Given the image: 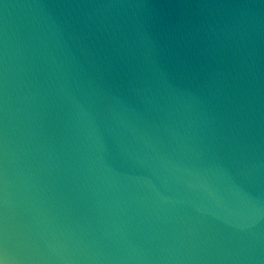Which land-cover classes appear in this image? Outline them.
Returning <instances> with one entry per match:
<instances>
[{
  "label": "water",
  "instance_id": "obj_1",
  "mask_svg": "<svg viewBox=\"0 0 264 264\" xmlns=\"http://www.w3.org/2000/svg\"><path fill=\"white\" fill-rule=\"evenodd\" d=\"M0 264H264V0H0Z\"/></svg>",
  "mask_w": 264,
  "mask_h": 264
}]
</instances>
